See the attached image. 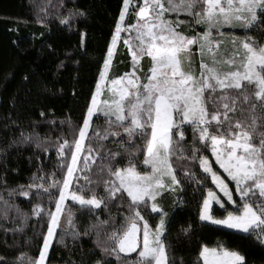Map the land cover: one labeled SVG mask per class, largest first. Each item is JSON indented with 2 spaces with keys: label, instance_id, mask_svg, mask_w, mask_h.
<instances>
[{
  "label": "snow or ice",
  "instance_id": "snow-or-ice-1",
  "mask_svg": "<svg viewBox=\"0 0 264 264\" xmlns=\"http://www.w3.org/2000/svg\"><path fill=\"white\" fill-rule=\"evenodd\" d=\"M130 9L136 21L125 24ZM171 13L186 14L188 28L193 24L203 28L190 33L181 30L180 25L186 22L171 19ZM73 15L85 13L69 10L61 22L68 24ZM225 27L244 29V38L222 31ZM257 28H264V0H142L138 4L123 0L103 71L77 135L71 142L63 139L56 145L64 178L55 179L51 173L47 187L43 182L29 186L42 189L55 207L53 211L37 203L33 208L37 217L46 213L49 226L43 248L31 264H45L69 196L89 211L107 210L113 201L126 202L122 223L107 237L111 243L102 246L103 251L117 259L121 254L136 253L132 264H169L164 236L167 213L157 198L166 190L182 189L178 168L186 182L196 178V172L180 164L181 160L195 162L194 166L203 170V180L210 177L235 206L228 210L208 188L200 220L240 230L264 246V44L247 35ZM122 31L132 70L109 79ZM224 45L231 46L228 54L222 52ZM193 48L199 55L198 71L193 67ZM145 57L150 58L146 72L141 64ZM238 112L246 113V119L236 118ZM94 116L103 117V130L99 125L92 127ZM186 130L191 131V140L185 138ZM109 136L119 138L113 140L119 147L101 154L102 141ZM93 142L98 147L94 148ZM204 152L214 156V163L230 177L233 188L214 170ZM203 180L196 182L202 184ZM73 183L75 189L69 191ZM22 194L28 196L29 192ZM213 202L226 214L215 217ZM142 211L159 213L158 223L150 224ZM66 222L72 223L70 214ZM201 259L202 264H247L240 251L223 244L202 245L196 264Z\"/></svg>",
  "mask_w": 264,
  "mask_h": 264
},
{
  "label": "trees",
  "instance_id": "trees-1",
  "mask_svg": "<svg viewBox=\"0 0 264 264\" xmlns=\"http://www.w3.org/2000/svg\"><path fill=\"white\" fill-rule=\"evenodd\" d=\"M122 7L123 0H0V264H31V259L39 256L49 220L46 213L35 216L33 208L37 203L52 210L55 207L42 189L29 186L43 182L47 187L51 173H55V179L64 178L56 145L63 139L71 142L77 135ZM73 9L85 15H73L68 24L62 23ZM177 15L186 23L190 20L184 13H171L169 17ZM193 26L202 28L193 24L189 28L192 31ZM234 32L245 36V30ZM247 35L264 43V28L250 30ZM129 67L128 49L121 45L112 72L119 75ZM246 116L236 113L241 120ZM97 125L103 130V117L94 116L92 127ZM185 138L191 140L190 130H186ZM114 139L119 138L109 136L102 141L101 154L118 149ZM93 147H98L96 142ZM179 163L194 170L196 178L186 182L177 169L182 189L172 193L164 233L169 264H196L202 245L218 244L240 251L247 264H264V246L252 235L200 220L203 198L215 185L210 177L203 180V170L195 167V162ZM137 164L139 167V161ZM197 179L203 183H197ZM24 191L29 195L24 196ZM97 192L103 195L101 188ZM125 207L126 202L116 201L103 211L72 205V223L56 233L46 264H132L136 253L121 254L117 259L102 247L110 245L107 237L122 223ZM224 207L235 210L228 202ZM213 213L219 218L226 214L218 205ZM141 214L150 224L160 218L159 213ZM189 225L191 228L184 231Z\"/></svg>",
  "mask_w": 264,
  "mask_h": 264
},
{
  "label": "rangeland",
  "instance_id": "rangeland-1",
  "mask_svg": "<svg viewBox=\"0 0 264 264\" xmlns=\"http://www.w3.org/2000/svg\"><path fill=\"white\" fill-rule=\"evenodd\" d=\"M142 2V1H141ZM123 8V7H122ZM131 13V9H130V12H129V14ZM129 14L126 16V19H125V24H130V23H135V21H136V17H135V15H134V17L132 18V19H130V17H129ZM169 15V14H168ZM180 15H177V17L176 18H171V19H173V20H176V19H179L180 21H184L183 20V18L180 16ZM118 22H119V20H118ZM199 26H201L202 28H203V26L202 25H199ZM180 28H181V30H184V31H186V32H188V33H190V32H199L202 28H198V27H194L193 26V28L195 29V30H190L189 28H188V25H187V23H184V24H181L180 25ZM238 30H244V29H242V28H228V27H225L224 29H222V31H224V32H232V33H235L234 31H238ZM236 34V33H235ZM237 35V34H236ZM120 36H121V39L120 40H118V42H117V46H116V48H115V50H114V55H113V57H112V60H111V64H110V68H109V72H108V76H109V79H111V78H114V77H116L118 74H114L113 72H112V69H113V67H114V59H115V56H116V54H117V51H118V49L121 47V45L122 46H125V44L123 43V38H125L126 37V33L125 32H121V34H120ZM238 37H240V38H244V37H241V36H239V35H237ZM225 39L227 40V39H230V37H225ZM264 44V43H263ZM126 47V46H125ZM128 49V48H127ZM230 49H231V46L230 45H224V46H222V52L224 53V54H228L229 52H230ZM193 52H194V57H193V67H194V69H196L197 71L199 70V55H198V53H196V49L195 48H193ZM128 54L130 55V67L128 68V70L127 71H123V73H121V74H119V75H122V74H124V73H126V72H130L131 70H132V62H131V53H130V51L128 50ZM141 64L143 65V68H144V71L146 72L147 71V69L150 67V58H147V57H145V58H143L142 60H141ZM103 71V70H102ZM105 95H107V93H105ZM105 98V96H102L101 97V99H104ZM94 118V117H93ZM85 144H86V141H85ZM208 158H209V160H210V162H212V165H213V168H214V170H216L217 172H218V174H220L221 175V177L225 180V182L226 183H228L229 184V187L230 188H233L234 187V184L232 183V182H230V177H228L227 176V174L226 173H224L223 172V170L222 169H220L219 168V166L218 165H216L215 163H214V156H212V154H210L209 156H208ZM215 185V184H214ZM180 188H178L177 190H179ZM72 190H74V183H73V185H71L70 186V189H69V191H72ZM177 190L176 191H169V190H166V191H164L163 193H162V195L160 196V197H158L157 199H158V203H159V205H160V207L163 209V211L164 212H166L167 213V216L165 217V220H166V226H167V223H168V219H169V205L171 204V196L173 195L172 193H176L177 192ZM213 191H215L216 193H217V195L220 197V199H221V201L222 202H224V206L226 205V203L228 202L227 201V198L226 197H224L223 196V194L222 193H220L219 192V190L216 188V186H215V188L213 189ZM236 196H237V194L234 192V199H236ZM177 200H178V198H177ZM228 203H230L231 204V202H228ZM72 205H79L78 204V202H74V201H72L71 200V198H70V196H69V198L66 200V202H65V210H64V212L61 214V218H60V226L56 229V233L58 232V230L59 229H65V228H68L69 226L67 225L68 223L66 222V217L70 214V210H71V207H72ZM216 205H218V206H220L219 204H217V203H215V202H213V204H212V211L214 210V207L216 206ZM80 206V205H79ZM234 206V205H233ZM235 207V206H234ZM54 210H55V208H54ZM53 210V211H54ZM214 214V213H213ZM215 216V215H214ZM216 217V216H215ZM217 218H219V217H217ZM206 222H209V223H211L210 221H206ZM211 224H213V223H211ZM218 226H222V225H218ZM223 227H225V226H223ZM227 228V227H226ZM233 230H235V229H233ZM236 231H240V230H236ZM240 232H242V231H240ZM56 233H55V235H56ZM46 234H47V232H46ZM55 235H54V237H53V239H52V241H51V244H52V242H53V240H54V238H55ZM46 236V235H45ZM51 244H50V246H51ZM42 248H43V246H42ZM42 248H41V250H42ZM50 248V247H49ZM49 251V250H48ZM48 254V253H47ZM47 257V256H46ZM45 264H46V260H45Z\"/></svg>",
  "mask_w": 264,
  "mask_h": 264
}]
</instances>
